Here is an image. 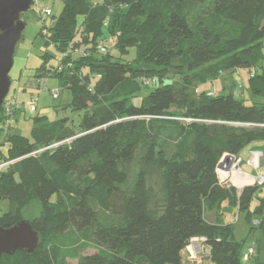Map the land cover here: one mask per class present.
Listing matches in <instances>:
<instances>
[{
	"label": "trees",
	"instance_id": "16d2710c",
	"mask_svg": "<svg viewBox=\"0 0 264 264\" xmlns=\"http://www.w3.org/2000/svg\"><path fill=\"white\" fill-rule=\"evenodd\" d=\"M115 22L120 47L101 52L104 26ZM50 35L62 53L91 46L88 56L59 61L71 109L83 116L78 129L68 118L37 116L31 138L7 132L0 164L14 163L0 170V206L10 204L0 225L24 220L38 201L40 213L29 222L40 243L34 254L3 255L0 264H184L194 239L205 240L212 264H242L247 240L237 242L233 224H210L207 214L218 218L225 202L238 206L250 233L264 240V200L250 209L263 188L238 192L217 173L226 155L264 143V128L243 126L264 125V104L204 87L245 69L252 95L264 97V0H64ZM77 63L84 76L92 73L88 82L74 74ZM47 69L45 61L34 77ZM151 87L140 104L132 102ZM5 121L2 107L0 139ZM77 235L100 250L78 256Z\"/></svg>",
	"mask_w": 264,
	"mask_h": 264
},
{
	"label": "rangeland",
	"instance_id": "374dc122",
	"mask_svg": "<svg viewBox=\"0 0 264 264\" xmlns=\"http://www.w3.org/2000/svg\"><path fill=\"white\" fill-rule=\"evenodd\" d=\"M88 1L91 5H94L97 3L101 4L104 0ZM63 8L64 0H33L30 11L21 16V20L26 23V28L23 32L22 39L16 46L14 66L10 72V77L13 78V82L7 96L8 99H15L18 102L19 107L11 116V126L4 127V132L0 139V142H2L0 145V150L3 154H6L8 149V144L6 143L7 132L9 131L11 132L10 134H19L23 137L31 138L32 130L34 128V118L37 116L46 117L49 123L68 118L73 124H71L72 128H79L83 113H75L71 109L72 94L66 87L67 85L64 79L66 75H64L62 68L63 65L61 63L59 64V61L64 55H70L75 59L79 56H83V54L88 56L86 50H90L91 46H80L79 48L70 46L65 53H62V50L59 51L56 46H54V44L50 43V34L56 25ZM45 9H51L52 15L50 17L42 18L41 14ZM117 17L119 18V16ZM120 29V26H118L116 22L114 24L109 23L104 26L103 42L107 48V52L113 53L112 50L120 47V41L122 39V32ZM125 56L127 61L133 63L132 58L134 55L132 53L130 54L129 52L128 55L126 54ZM45 61L48 67L47 75L37 79L34 77V73L37 69L45 64ZM85 62L86 61L83 63L85 64ZM76 66L78 70H76L74 74H76L78 77H83L86 82H88L89 79H92L90 78L92 73L87 74L89 76H84V73H82V64L77 63ZM33 79H35L37 82L36 87L31 85ZM249 79L250 72L248 70L238 69L222 75L220 79L217 80L213 85L207 84L204 88L217 95L221 93H232L237 98L242 97L245 99V104L249 106L263 105L264 97H254L250 92L248 87ZM167 82L171 83V80H167ZM153 89L154 87H151L143 94L136 95L135 98L132 99V102L135 104H140L148 91H152ZM54 90L59 91L58 99H54L52 97V91ZM33 98H36V102L38 104L36 112L32 111L28 107L30 100ZM171 112L176 113V118L181 117V112H179L177 108L172 109ZM234 157H236L238 165L241 168V159L239 156ZM249 160L250 157L247 160V165ZM2 165L0 164V167ZM252 170L255 171L253 168ZM257 171H255L254 175L247 171L244 172L251 176H255ZM261 200H264V188L263 190H260L254 197L250 209L254 210L260 204ZM52 201H55V197L52 199ZM9 209V202L4 201L0 206V216L7 213ZM40 209V203L38 201L33 202L30 207L23 211L24 220L30 221L34 217H37L40 213ZM228 218L230 219L231 223H234L235 240L239 243H243L245 240H247V246H245L243 249L242 262L245 260L244 257L248 249L247 247H254L255 254L251 256L249 260L245 261H250L254 258L255 260L260 259V262L264 263V240L259 231L255 230L253 233H250V226L246 222V216L240 212L232 213V215H229ZM252 225L258 226L254 225V223H252ZM77 238H79V242L72 246V251L77 253L78 256L92 254L100 250L99 244L95 241H92L87 235H77L74 237V239ZM83 245H87L88 247H83ZM188 247H190L189 250ZM188 247L182 253L184 264H212L211 249L205 244V241H197L194 239V241H192ZM197 248L201 249V253L197 252ZM192 251H196L198 253V256L193 259L191 258ZM255 260L249 262L248 264H257ZM69 264H77V260L70 259Z\"/></svg>",
	"mask_w": 264,
	"mask_h": 264
},
{
	"label": "water",
	"instance_id": "95a60500",
	"mask_svg": "<svg viewBox=\"0 0 264 264\" xmlns=\"http://www.w3.org/2000/svg\"><path fill=\"white\" fill-rule=\"evenodd\" d=\"M33 0H0V109L12 84L10 72L14 66L16 46L22 39L26 23L21 16L31 9ZM214 224V218L209 220ZM40 235L29 221L21 220L11 228L0 225V258L17 251L34 254Z\"/></svg>",
	"mask_w": 264,
	"mask_h": 264
},
{
	"label": "built area",
	"instance_id": "2783aa9c",
	"mask_svg": "<svg viewBox=\"0 0 264 264\" xmlns=\"http://www.w3.org/2000/svg\"><path fill=\"white\" fill-rule=\"evenodd\" d=\"M51 15H52V10L51 9H45L42 11L41 17L46 18V17H50ZM98 48L100 49L101 52L107 51V48L105 47L103 40L100 42ZM83 56H84V54H83ZM211 95H216V94L212 92ZM52 97L54 99H58L59 91L58 90L52 91ZM37 105L38 104L36 102V98H33L30 100L28 107L32 111L36 112ZM18 107H19V104L15 99H8V98L5 99L4 104H3V108H4V114L6 117V121H5L6 127L11 126V122H12L11 116L15 113V111L18 109ZM243 126L249 127V128H253V127L264 128V125L246 124ZM54 147H57V144L49 147L48 149L54 148ZM46 150L47 149L38 151V152H36V154L42 153L43 151H46ZM263 155L264 154L262 151H259V150L251 151L250 152V160L248 162V165L251 168L255 169V171H257L260 167V164H261L260 160L263 157ZM13 163L14 162H8L5 165H2L0 167V170L3 167H5L9 164H13ZM217 173H218L220 182L226 186H232V187L236 188V186L238 184L243 183L244 185L257 186V187L264 188V173H258V171H257V174L255 176H251V175L245 173L239 167L238 162L236 160V157H234V156L226 155L225 158H223L220 161V163L217 167ZM253 223H254V225H259V222L257 220H255ZM196 240L197 241L198 240L205 241L204 239H196ZM192 241H194V240H192ZM189 248L190 247H188V250H189ZM247 248L248 249H247V252H246L245 257H244L245 260H249V258L255 254L254 247H247ZM197 252L201 253V249L197 248ZM197 252L196 251L191 252V254L193 255V256L191 255L192 259L195 258L196 256H198Z\"/></svg>",
	"mask_w": 264,
	"mask_h": 264
},
{
	"label": "crops",
	"instance_id": "0c3cea01",
	"mask_svg": "<svg viewBox=\"0 0 264 264\" xmlns=\"http://www.w3.org/2000/svg\"><path fill=\"white\" fill-rule=\"evenodd\" d=\"M12 81H13V78L11 77ZM31 85L33 87H36L37 86V82L35 79L32 80L31 82ZM238 98H242V97H238ZM243 99V98H242ZM252 150H260L264 153V143H257V144H253L251 146H249L248 148H246L240 155H239V158L241 159V168L244 170V171H247V172H250L251 174L254 175L255 171L252 170L251 167H249L247 165V160L249 159L250 157V152ZM264 155H263V158H262V162L260 164V168L258 170V172H264ZM252 175V176H253ZM242 186H245V187H249V185H242ZM245 187H239L236 186V188L238 189V191L240 192L242 189H244ZM223 207V211H221L220 213H218V218H217V215L215 212L211 213V214H207V218L208 220L214 218V221L215 223L217 222V220L221 221L222 223H228V224H234V223H231L230 219L228 218L229 215H232V213H238L239 212V208L238 206H233V207H230L229 206V203L225 202L223 203L222 205ZM258 255V254H257ZM256 255V256H257ZM255 259H251L250 261H243L242 264H248L249 262H252L254 261Z\"/></svg>",
	"mask_w": 264,
	"mask_h": 264
},
{
	"label": "bare ground",
	"instance_id": "6f19581e",
	"mask_svg": "<svg viewBox=\"0 0 264 264\" xmlns=\"http://www.w3.org/2000/svg\"><path fill=\"white\" fill-rule=\"evenodd\" d=\"M260 151V150H259ZM263 158V157H262ZM262 158H261V160H260V162H262ZM239 185V187H245V186H242V185H244L243 183H241V184H238ZM237 185V186H238ZM228 224V223H227Z\"/></svg>",
	"mask_w": 264,
	"mask_h": 264
}]
</instances>
